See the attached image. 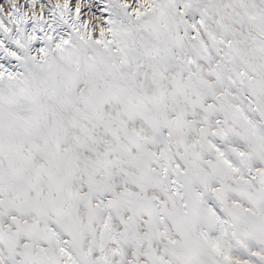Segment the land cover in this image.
Listing matches in <instances>:
<instances>
[{"label":"snow or ice","instance_id":"obj_1","mask_svg":"<svg viewBox=\"0 0 264 264\" xmlns=\"http://www.w3.org/2000/svg\"><path fill=\"white\" fill-rule=\"evenodd\" d=\"M0 264H264V0H0Z\"/></svg>","mask_w":264,"mask_h":264}]
</instances>
